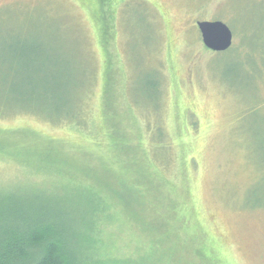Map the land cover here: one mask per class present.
Instances as JSON below:
<instances>
[{
    "label": "rangeland",
    "instance_id": "374dc122",
    "mask_svg": "<svg viewBox=\"0 0 264 264\" xmlns=\"http://www.w3.org/2000/svg\"><path fill=\"white\" fill-rule=\"evenodd\" d=\"M94 2L0 0V106L17 112L0 117V199L59 214L89 264H264V0H109L101 30ZM207 21L229 51L206 49ZM23 43L61 66L60 100H40L54 115L85 90V130L19 112Z\"/></svg>",
    "mask_w": 264,
    "mask_h": 264
},
{
    "label": "trees",
    "instance_id": "16d2710c",
    "mask_svg": "<svg viewBox=\"0 0 264 264\" xmlns=\"http://www.w3.org/2000/svg\"><path fill=\"white\" fill-rule=\"evenodd\" d=\"M93 1L95 2L92 5L91 12L99 16L97 19L100 21L98 29L101 30L104 27L101 6L103 7L104 1L109 2V0ZM12 48L11 51L16 54V61L24 64L28 62L26 71L31 73L28 76L25 74L19 76L21 88L18 90L22 91L21 93L24 97H27L33 104L28 109L19 112L40 118L43 117V119L54 125L68 124L85 130L86 124H83L84 119L80 118L83 104L82 100L85 95V90L80 87L81 85H79V94H81L79 103L81 104L79 105L77 103L79 106L76 109L71 107L70 112L63 115V117L54 115L49 105H41V101H43L41 99L45 100L48 98V100H54L58 95L57 89H59V86L56 80L58 76H56L57 73L55 70L56 67H60L61 69V66H58V62L53 59L51 48L46 44L31 46L29 44L25 45V43L23 45H15ZM10 65L12 66V64ZM18 67L20 70L24 69L20 65ZM66 73L67 71H62L64 80L69 81L71 76L70 74L67 76ZM64 80V83L67 82ZM87 80L90 81L88 78ZM106 80L104 82V90H106L107 84L109 83ZM14 83L15 81L13 80L7 82L8 86L12 87V92L15 91V87H13ZM64 83L63 87H65ZM59 97H57V101L60 100L58 99ZM0 107H2L0 117L17 113L13 110L8 112L6 110L8 108L3 105ZM104 114H106L105 111ZM111 143H113V147L117 146L116 141H111L109 137V145ZM163 169L168 170V168L165 169L164 167ZM42 195H45V193ZM22 207L16 198L6 197L0 199V264H89L88 258L84 254L85 251L78 245L80 239H82L81 234L76 236L72 229L68 228L69 226L65 224L59 214L53 215L47 208L43 211L27 213L28 211ZM175 221L178 222V220ZM92 229L93 227L89 226V229L85 231L88 233Z\"/></svg>",
    "mask_w": 264,
    "mask_h": 264
},
{
    "label": "water",
    "instance_id": "95a60500",
    "mask_svg": "<svg viewBox=\"0 0 264 264\" xmlns=\"http://www.w3.org/2000/svg\"><path fill=\"white\" fill-rule=\"evenodd\" d=\"M197 28L206 49L212 52H226L233 45V32L222 21L198 22Z\"/></svg>",
    "mask_w": 264,
    "mask_h": 264
}]
</instances>
